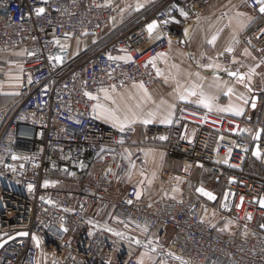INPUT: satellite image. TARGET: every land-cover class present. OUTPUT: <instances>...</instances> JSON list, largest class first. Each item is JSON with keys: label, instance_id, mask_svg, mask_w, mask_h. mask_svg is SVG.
Returning <instances> with one entry per match:
<instances>
[{"label": "built area", "instance_id": "built-area-1", "mask_svg": "<svg viewBox=\"0 0 264 264\" xmlns=\"http://www.w3.org/2000/svg\"><path fill=\"white\" fill-rule=\"evenodd\" d=\"M210 1L157 0L128 18L121 3L98 6L109 0H0V55L9 54L0 58V82L10 64L23 71L17 98L0 110V243L11 240L0 250V264H138V254L149 240L163 263L179 264L168 255L172 252L189 264H264V231L259 227L264 224L259 204L264 199V173L252 166L254 162L264 167V155H253L257 146L264 153V133L253 139L264 128V108L257 125L249 126L182 104L173 124L143 127L150 143L166 141V155L179 161L178 178L194 181L199 170H209L221 185L218 214L233 217L249 230L247 235L222 236L212 227V208L197 191L156 201L151 208L136 199L139 189L129 182V174L132 164L143 168L145 159L144 148L133 144L137 127L121 133L100 121L92 110L97 101L84 95L89 91L101 97L99 90H111V85L116 91L141 82L152 88L160 81L156 68L161 70V63L158 59L156 68L145 67L146 61L165 53L170 37L180 36ZM253 2L246 5L257 13L248 6ZM172 4L183 7L188 18L171 10L180 22L161 25L149 38L146 25L168 18ZM36 7L46 12L37 17ZM107 27L114 29L104 35ZM87 36L98 40L73 58L71 42ZM240 39L258 60L264 59V15ZM109 54L131 55L134 62L109 60ZM54 56H61L62 63ZM222 63L243 72L231 57L222 58ZM189 126L196 128L192 140L187 138ZM171 176L165 170L162 179L167 182ZM194 186L198 188L197 183ZM22 232L28 235H19ZM114 232L142 243L136 245Z\"/></svg>", "mask_w": 264, "mask_h": 264}, {"label": "crops", "instance_id": "crops-1", "mask_svg": "<svg viewBox=\"0 0 264 264\" xmlns=\"http://www.w3.org/2000/svg\"><path fill=\"white\" fill-rule=\"evenodd\" d=\"M155 1L157 0H109V3H121L122 9L125 11L124 16L131 18L138 15L144 6ZM247 1L248 0H211L205 6L203 12L198 16L200 18L199 24L192 30L190 42H184L186 40V37L184 36V30L186 27L196 25L197 17L187 22L180 36L172 35L170 37L171 46L169 45L168 50L165 52L167 55L159 59L161 63L160 71L163 73V75L159 76L160 81L157 84L148 89L149 94L151 95L152 99L156 101V104H159L161 100H165L168 103H175V113L178 107L182 104H189L200 109L207 110L198 104L181 101L177 98V82H179V85L182 86L181 90L190 86V81L186 78L187 73H193L192 80L202 83L206 92L212 93L218 97L215 103L219 107H227L229 104H241L242 102L237 99V95H239L241 92L246 93L249 97L256 96V92L264 94V77L259 75L255 76L252 82L253 88L257 89L255 93H247L246 89L237 84L235 86V94L229 97L225 94L226 90L224 88L216 89L215 87H210V85H213L216 82L214 77H217L221 82H227L228 86H232L234 78L229 77L223 70L213 72L212 69L207 67L209 63L219 64L221 69H223L226 67L222 63V58L228 56L231 57V60L233 61V57H235V59L239 62L236 64L242 68L244 73H246L248 71V66H253L259 62L254 51L240 39V36L247 32L253 26V24H255L261 18V14L248 9L246 5ZM138 4H143L144 6L137 11L136 6ZM237 13H246L247 15L237 16ZM248 17H252L253 19L249 20ZM121 22V19L116 22L115 27L118 28ZM241 24H245L247 27L241 28ZM113 29L114 27H107L104 30V35L110 34ZM221 29L222 31H220ZM217 31H219V38L216 41L215 46H212L208 44L207 41L210 40L212 35L216 34ZM97 40L98 37L87 36L86 38L72 41L70 44L72 57L75 58L87 52L97 42ZM229 45L235 49L234 52L228 53L225 51ZM244 49H248L251 55L244 56ZM187 53H194L196 60H199L201 64L205 65V67L198 68L195 61L192 60L187 55ZM202 53L205 55L202 56ZM220 53L224 54L219 55ZM8 55L9 54H2L0 55V58L6 59ZM209 57H211V60L208 59ZM173 65H177L178 68H174ZM197 71L201 73V76L205 77L204 80L201 81L194 75V73ZM257 72H264V65L257 69ZM22 73L23 71L19 67L15 65L9 66V71L6 75L5 81L0 82V110L10 106L15 100L14 91L17 90L21 85ZM134 85L138 84H130L124 89L116 92L132 94L136 95L137 97L141 96V90L137 87H134ZM6 90L8 92L4 93ZM115 94L116 93H113V95ZM103 95L104 94L101 93L100 103L107 104L108 102L104 101ZM15 97L17 98V94ZM190 99L194 101L196 98L191 97ZM153 108H155V105L151 104L150 102L145 105V110ZM251 108L250 100L249 105L245 106V114L243 116H235L230 112L221 113L216 111L215 108L211 112L234 119H242L246 116ZM97 115H99L98 111L95 113V116ZM99 120L112 126L109 121H106L102 117ZM133 126L142 129L144 126L169 125L161 124L157 120L156 122L147 125L138 122ZM195 133L196 128L194 126H189L187 138L192 140ZM142 138L143 134L141 133L134 139L133 144L142 146L145 150L144 167L134 168L131 171V178L129 179V182L133 185H136L139 189V192L142 193L139 201L146 204L151 203L153 205L156 201L165 200L173 196H189L195 188V182L193 181L190 183V181L182 180L176 176L179 168V161H176L178 159L168 158L166 156V141H157L155 143L144 144L140 141ZM165 170L172 173L171 178L167 180V182H164L162 179V174ZM141 172H143V176L141 175ZM198 172V176L196 175L197 178L195 177L196 183L201 180L200 172ZM148 180L152 181L151 184L148 183ZM165 193L167 195H165ZM171 236L172 234L170 232L167 242H170ZM144 251L145 248L140 250L138 259L141 257V254ZM146 264H162L158 251L152 253V261L148 262L146 260Z\"/></svg>", "mask_w": 264, "mask_h": 264}, {"label": "snow or ice", "instance_id": "snow-or-ice-1", "mask_svg": "<svg viewBox=\"0 0 264 264\" xmlns=\"http://www.w3.org/2000/svg\"><path fill=\"white\" fill-rule=\"evenodd\" d=\"M48 0H44V3H47ZM98 6H110V3L107 5H98ZM143 4H138L136 6V10L138 11L140 8H142ZM249 7L255 8L259 14L264 15V0H254L253 4L248 5ZM171 10L178 11L179 15L181 17H184L185 19L188 18L189 13L184 10L183 7H179L177 4H172L170 6V10L168 12V18H165L163 20L157 21L153 20L152 22L148 23L146 25L147 32L149 34V38H151L152 33L156 31L158 27L161 25L167 26L170 22L179 23V20H176L174 16L171 15ZM57 12L60 11V9H56ZM123 11V9L121 10ZM46 12V9L44 7H36L34 9V13L37 17L43 15ZM31 13L28 14V18L31 17ZM161 15H164L161 13ZM246 13H237V16H246ZM24 19V17H21ZM199 17H197L196 25H191L190 27H186L184 30V36L186 37V40L184 42H190L192 30L198 26L199 24ZM249 20L253 19L252 17H248ZM247 27L245 24H241V28ZM222 31V29L220 30ZM87 33H85L86 35ZM65 37L72 35L71 33H65ZM158 39H162V36H158ZM219 38V31H217L216 34L212 35L211 39L207 41L208 44L215 46L216 41ZM54 42L56 44H59V39H55ZM251 43V41H249ZM169 45L171 46V40L169 39ZM121 51H126L124 49H121ZM226 52L232 53L235 51V49L229 45L226 49ZM261 51H264V49H261ZM224 53H220L219 55H223ZM166 53H157L156 56L152 57L150 60L146 61L145 67H148V65H151L153 68H156V61L160 59L161 57L166 56ZM187 55L195 61L198 68H204L205 65L201 64L199 60H196L194 53H187ZM202 56L205 54L202 53ZM244 56H250L251 53L248 51V49H244L243 52ZM109 60H123L125 62H134L131 55H125V56H118L113 57L109 54L108 56ZM53 60L60 61L62 63L63 58L61 56H54L52 57ZM211 60V57L208 58ZM255 59V58H253ZM233 63H239L235 57H233ZM264 65V59L259 60L258 63H256L253 66H248V71L246 73L240 72L239 70L231 71L227 68L221 69V66L216 63H209L207 67L209 69H212L213 72H218L220 70H223L227 73L229 77L234 78L232 86H228L227 82H221L217 77H214V80L216 81L213 85H210V87H215L216 89L224 88L225 94L229 97L235 94V86L237 84L241 85L244 89L247 90V93H255L257 89L253 88L252 82L255 76H262L264 77V72H257V69L261 68V66ZM243 66V65H241ZM174 68H178L177 65H173ZM179 74V73H178ZM110 75V74H109ZM156 75L161 76L163 73L160 71L159 68H156ZM194 75L198 77L201 81L205 79V77L201 76L200 72H195ZM193 73H187L186 78L190 81V86L187 88H184L181 90L182 86L179 85V82H177V98L181 101L190 102L198 104L199 106H202L203 108L207 109L209 112L213 111L215 108L216 111L225 113L230 112L234 114L235 116H243L245 114V106L249 105L251 100V107L255 109L256 102H255V96L249 97L246 93L241 92L239 95H237V99L241 101V104L234 105L229 104L227 107H219L216 105V100L218 97L212 93L206 92L204 90V85L202 83H198L194 80H192ZM175 78V77H174ZM167 79V78H166ZM84 84H87V81H84ZM134 87H137L141 90L142 95L137 97L136 95L132 94H125V93H118L116 92V85H111L109 90L108 88H101L99 91L102 92L104 101L108 102L107 104L100 103V96H94L91 92L85 91L84 95L88 97L91 100L97 101L95 105H93V112L96 113L99 112V115L96 116L97 119H100L101 117L105 119L106 121H109L113 128L118 129L119 132L124 133L126 130L128 131H134L133 125L136 123H141L144 125L151 124L156 122L157 120L161 124H167L171 125L173 124L174 119L176 118L175 115V109L176 105L175 103H168L165 100H161L159 104H156V101L152 99L151 95L148 92V89L143 84V82L139 83L138 85H134ZM113 93H116L113 95ZM195 97L196 99L193 101L190 98ZM151 103L155 105V108L145 110V105L148 103ZM79 123V121H77ZM243 131L251 133V130L244 129ZM264 133V128H261L259 131L255 133L253 136L254 140H259L261 134ZM159 139L161 140H167V136H161ZM223 139V137H221ZM120 143H123V140L119 141ZM232 149L229 148L228 152L231 153ZM247 151V149H245ZM131 153H129V156ZM256 157H261L264 155V153L261 152L259 146L256 147L255 152L253 153ZM13 160L20 159L18 156H12ZM227 163V161H225ZM83 166V165H81ZM7 167L15 171L14 165H7ZM132 168H135V164H132ZM109 171H111L109 169ZM2 175V173H0ZM71 175H75V173H71ZM141 175L143 176V172H141ZM131 178L129 174V179ZM151 180H148V183L151 184ZM49 186V181L44 182V187ZM33 185H29V188L31 189ZM197 192L201 193L203 196L207 197L209 200H216V196L211 192L207 191L204 187H199L196 189ZM165 195H167L165 193ZM229 193L225 194V200H227ZM136 199L139 200L142 196L141 192L135 193ZM172 199H176L175 196L171 197ZM43 199V198H42ZM241 202L243 201V197H240ZM51 203V201H49ZM128 204H132V200L126 201ZM179 203H183V201H179ZM259 204L261 208H264V199L259 200ZM148 207L151 208L152 204L149 203ZM224 207L227 209V204H224ZM248 219H251V214L248 215ZM203 222V221H201ZM121 223H123L121 221ZM137 227H140V225H137ZM212 227H215V225H212ZM261 228H264V224L260 225ZM65 232L68 230L67 228L63 229ZM108 231H113L112 229H107ZM225 229H220V231H224ZM144 231L147 232L148 228L147 225L144 226ZM19 235L26 236L28 235L27 232L19 233ZM114 235L121 237L122 239H128L131 243H135L136 245H141V240L135 237H126L123 232H114ZM247 235V233H245ZM36 239L37 246H39V239L34 237ZM153 241L149 240L147 244L144 245L145 251L141 254V257L138 259V264H146V260L148 262L152 261V253H155L157 251L156 247H149ZM0 247H3L2 244H0ZM168 255L179 262V264H189L188 260H185L183 256L176 255L175 253L169 252ZM163 264V262H162Z\"/></svg>", "mask_w": 264, "mask_h": 264}, {"label": "rangeland", "instance_id": "rangeland-1", "mask_svg": "<svg viewBox=\"0 0 264 264\" xmlns=\"http://www.w3.org/2000/svg\"><path fill=\"white\" fill-rule=\"evenodd\" d=\"M8 71H9V67L7 69L6 75L8 74ZM5 78H6V76H5ZM17 90L14 91L15 92V96H16V91ZM15 96H14V99H16ZM256 96L259 98V100L256 103L255 109L251 108L248 111V113L246 114L245 117H243L242 119H238V120L243 121L245 124L249 123L248 124L249 126H252L254 124L257 125L256 124V120L258 119L259 116L262 115V110L264 108V94H260L259 92H256ZM141 133L143 134V138L140 141L142 143H144V144H150V142L148 141V136H147L146 130H143V128L139 129V127H137V130H136V133L134 135L133 141ZM137 141H138V138H137ZM134 145H136V144H134ZM167 157L168 158H172V157H169V156H167ZM176 161H178V160H176ZM252 166L255 169H257V170L259 169V171L264 173V167H262L260 169L254 162H253ZM199 172H200L201 180L197 183L198 184V188L199 187H204L207 191H211L216 196V200H209L207 197L203 196L201 193L198 192L202 196L203 203L205 205H209L212 208V210H213V215H212V218L210 219V221H211V223H213V225H215L216 231L219 234H221L222 236H227V235L240 236L242 234L248 233L249 230L248 229H243L233 217H224L223 218L222 216H220L218 214L217 210H218V207H219V204H220L221 196L223 194L221 185L219 183L218 184L216 183V181L214 180L213 176H211L209 170L199 171ZM197 176H198V174H197ZM196 178L194 180L195 184H196ZM191 182H193V181H190V183ZM192 192L193 193H197L195 188H194V190ZM191 194L192 193H190V195ZM259 227H260V223H259ZM220 229H225V230L224 231H220Z\"/></svg>", "mask_w": 264, "mask_h": 264}, {"label": "water", "instance_id": "water-1", "mask_svg": "<svg viewBox=\"0 0 264 264\" xmlns=\"http://www.w3.org/2000/svg\"><path fill=\"white\" fill-rule=\"evenodd\" d=\"M255 102L257 103L258 102V100H259V98L257 97V96H255ZM256 150V149H255ZM255 152V151H254ZM255 156V155H254ZM262 230L264 231V228H262ZM11 240L9 239V240H6V241H4V242H2V243H0V244H2L3 245V247L7 244V243H9ZM3 247H0V250L3 248Z\"/></svg>", "mask_w": 264, "mask_h": 264}]
</instances>
